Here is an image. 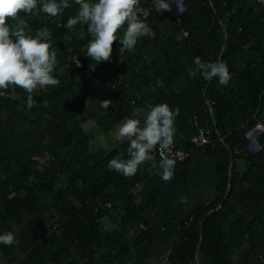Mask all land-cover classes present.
I'll list each match as a JSON object with an SVG mask.
<instances>
[{
    "label": "trees",
    "instance_id": "1",
    "mask_svg": "<svg viewBox=\"0 0 264 264\" xmlns=\"http://www.w3.org/2000/svg\"><path fill=\"white\" fill-rule=\"evenodd\" d=\"M69 3L58 18L20 14L33 37L39 29L50 30L57 59L67 67L54 73L59 86L33 93L30 110L23 89L10 86L0 95V233L12 231L18 241L0 244V264H96L101 255L121 258L136 227L143 228L140 239L148 236L146 211L162 181L150 165L131 178L110 170V159L128 158L129 144H110L107 134L127 118L143 123L150 106L165 103L179 109L174 148L186 147L199 128L208 129L213 144L207 146L217 153L220 174L216 200L177 221L169 264H191L197 257L196 264H228L227 251L242 238L248 264L254 256L264 258V137L257 153L243 138L254 123L264 126L261 2L184 0L177 21L169 11L156 12L152 0H140L154 35L141 37L133 52L119 53L121 45L114 42L107 67L86 56L92 39L86 25L74 32L63 27L79 8ZM196 56L226 63L228 85L191 77ZM104 100L112 101L108 109L100 107ZM97 134L107 139L99 148L93 145ZM184 163L175 165L181 168L174 181H184ZM103 218L112 228H105Z\"/></svg>",
    "mask_w": 264,
    "mask_h": 264
},
{
    "label": "clouds",
    "instance_id": "2",
    "mask_svg": "<svg viewBox=\"0 0 264 264\" xmlns=\"http://www.w3.org/2000/svg\"><path fill=\"white\" fill-rule=\"evenodd\" d=\"M74 3L79 5L78 11L63 27L74 32L77 25L87 26L92 39L86 45V56L96 64L111 60L114 42L121 45L119 53L133 52L141 37L154 35L146 23L149 10L141 6L140 0H74ZM152 4L159 13L172 10L170 0H152ZM70 7L69 0H0V95H4L10 86L23 89L28 94L27 108L30 110L35 104L34 92L59 86L60 80L54 73L63 72L67 66H61L57 59L50 30L47 27L39 29L33 37L29 34L28 22L20 14L43 12L50 18H58ZM260 20L264 21V16ZM121 30L122 37L119 36ZM79 36L83 38V30ZM71 39L70 36L64 37L66 42ZM73 63L80 66L78 57H73ZM192 63L194 67L188 69L191 77L199 74L209 81L217 78L223 86H227L232 78L223 61L209 62L196 56ZM111 103V100L101 101L100 107L108 109ZM178 114L179 109L173 110L165 103L150 106L143 123L136 118L124 120L114 136L121 143L128 142V158H112L107 167L131 178L144 165H150V173L155 171L164 182L171 181L176 160L170 154ZM180 203L187 204L188 198L182 196ZM17 243L12 231L0 233V244L11 247Z\"/></svg>",
    "mask_w": 264,
    "mask_h": 264
},
{
    "label": "crops",
    "instance_id": "3",
    "mask_svg": "<svg viewBox=\"0 0 264 264\" xmlns=\"http://www.w3.org/2000/svg\"><path fill=\"white\" fill-rule=\"evenodd\" d=\"M222 51L220 50V53ZM117 128H114L110 133H115ZM212 147H196L191 150L189 158L182 166L185 171L184 181L177 182L172 178L171 181L164 182L158 175L157 181H162L161 191L158 198L146 211L148 214V236L140 239L143 228L136 227L129 234L126 249L121 258L111 259V255H101L96 264H169L167 258L177 243V221L214 202L218 196L217 186L220 183V174L217 171V164L219 158ZM237 166L238 172L242 174L244 170L242 159L238 161ZM179 168L181 167H176L174 170L176 177L179 174ZM228 184L230 187L229 181L227 187ZM227 194L225 192V195ZM182 196L188 198L187 204L180 203ZM221 204L222 201L214 209L219 208ZM247 247L245 238L240 240L238 247H230L226 253L227 263L248 264ZM197 261L198 257L191 264H196ZM254 262L252 264H264L263 256H254ZM201 264L209 263L207 259H204Z\"/></svg>",
    "mask_w": 264,
    "mask_h": 264
},
{
    "label": "built area",
    "instance_id": "4",
    "mask_svg": "<svg viewBox=\"0 0 264 264\" xmlns=\"http://www.w3.org/2000/svg\"><path fill=\"white\" fill-rule=\"evenodd\" d=\"M264 6V0H260ZM172 10L170 13L179 21L180 15L185 10L184 0H170ZM180 11H179V9ZM58 24V22H57ZM264 137V126L260 123H254L245 129L243 133V138L247 142V149L252 153H257L262 148L261 138ZM221 139V138H220ZM219 139V140H220ZM222 140V139H221ZM213 141L209 130L206 128H199L196 133L190 136L188 145L186 147H176L172 149L170 154L172 158L176 160V164L184 163L190 155L193 148L205 147L207 145H212ZM234 152H238L237 148L233 149ZM158 160L160 159L159 153H156ZM106 206H110L106 204Z\"/></svg>",
    "mask_w": 264,
    "mask_h": 264
},
{
    "label": "rangeland",
    "instance_id": "5",
    "mask_svg": "<svg viewBox=\"0 0 264 264\" xmlns=\"http://www.w3.org/2000/svg\"><path fill=\"white\" fill-rule=\"evenodd\" d=\"M102 66L103 67H107V62H103V64H102ZM85 126H87V127H89V126H91V124L90 125H85ZM87 127H86V130H87ZM114 134L115 133H108L107 134V137H108V141L110 142V144L112 143V144H114V145H118V144H120L121 142L120 141H117L116 139H115V136H114ZM98 135V136H97ZM96 136L97 137H94L93 138V145L95 146V147H97V148H99L100 146H102V143L104 144V140L106 139L105 137H104V135H99V134H97ZM107 140V139H106ZM101 222L103 223V225L105 226V228L106 227H108L107 229H110V228H112V224H109L108 222L106 223V219H102L101 220Z\"/></svg>",
    "mask_w": 264,
    "mask_h": 264
},
{
    "label": "water",
    "instance_id": "6",
    "mask_svg": "<svg viewBox=\"0 0 264 264\" xmlns=\"http://www.w3.org/2000/svg\"><path fill=\"white\" fill-rule=\"evenodd\" d=\"M224 34H225V37H226V32H224ZM224 47H225V43H223V45H222V47H221V51L224 49ZM229 192V184H228V187H227V189H226V194ZM220 206V205H219Z\"/></svg>",
    "mask_w": 264,
    "mask_h": 264
}]
</instances>
